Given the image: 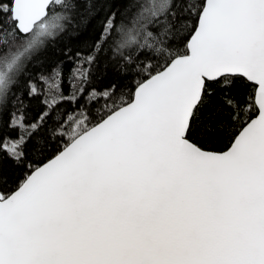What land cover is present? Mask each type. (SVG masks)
<instances>
[{
  "label": "snow or ice",
  "instance_id": "snow-or-ice-1",
  "mask_svg": "<svg viewBox=\"0 0 264 264\" xmlns=\"http://www.w3.org/2000/svg\"><path fill=\"white\" fill-rule=\"evenodd\" d=\"M0 264H264V0H0Z\"/></svg>",
  "mask_w": 264,
  "mask_h": 264
},
{
  "label": "trees",
  "instance_id": "trees-1",
  "mask_svg": "<svg viewBox=\"0 0 264 264\" xmlns=\"http://www.w3.org/2000/svg\"><path fill=\"white\" fill-rule=\"evenodd\" d=\"M81 50L82 46L80 45L78 40L70 39L68 36H65L61 39L60 42H58L56 45H53L52 51L46 55V63L56 62L63 65V81L60 87L65 96L69 95L71 92L68 77L70 70L74 67L75 53ZM37 87L43 89L44 85L37 82ZM38 101L39 98L28 99L27 97H25V103L28 105L26 112L29 118L35 116L36 113L40 110ZM78 110L79 109L76 104H73L70 101L62 102L60 103L57 111V119H59V113H63L65 111H67L68 113V118L71 119V117L75 115ZM222 147L223 145L221 144L220 148L222 149Z\"/></svg>",
  "mask_w": 264,
  "mask_h": 264
}]
</instances>
